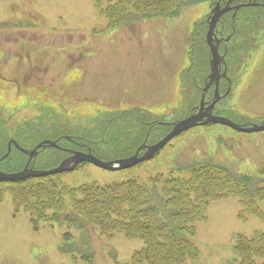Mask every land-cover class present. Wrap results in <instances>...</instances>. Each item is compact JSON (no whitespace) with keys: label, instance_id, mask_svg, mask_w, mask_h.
Segmentation results:
<instances>
[{"label":"rangeland","instance_id":"rangeland-1","mask_svg":"<svg viewBox=\"0 0 264 264\" xmlns=\"http://www.w3.org/2000/svg\"><path fill=\"white\" fill-rule=\"evenodd\" d=\"M99 2L106 4V0ZM210 7L202 1L183 7L172 19L161 15L136 19L130 8L125 21L113 19L120 24L113 22L108 29V19L96 12L93 0H0V22L7 21L0 24V118L6 130L13 135L20 127L15 134L20 138L31 127L33 132L26 134L23 143L27 148L58 135L96 140L99 133L89 126V120L100 111L118 109L125 115L115 138L104 142L101 138L111 132L106 131L100 133L103 142L90 144L100 158L114 160L132 154L139 144L134 145L135 140L143 139L148 130L144 122H153V134L158 133L150 140L161 139L169 132L164 122L170 121L173 130L174 124L189 118L199 105L198 86L208 71L205 52L196 45L202 25H195L193 38L186 39L192 23L208 14ZM253 11L244 8L238 13L242 18L237 19V26L254 33L240 39L236 55L242 60L228 66L233 83L218 107L230 106L223 114L236 123L264 125V12L255 16ZM226 85L222 83L220 93ZM211 95L213 89L205 100ZM46 106L55 109L52 116L62 127L54 128L56 118L52 116L42 118L40 110ZM135 107H139L135 112L140 119L134 118ZM26 122L28 127L22 131ZM205 124L190 126L156 157L135 167L109 171L85 163L60 177L72 187L90 182L112 185L132 178L148 182L158 173L181 171L210 160L258 181L264 167V129L242 133L222 122ZM2 142L0 138V147ZM80 146L85 147L84 143ZM61 154L45 146L34 164L49 168ZM12 155L4 165L23 164L21 155ZM9 184L0 182V264H126L142 248L139 239L118 233L106 239L97 229H89L91 239L79 237V243L92 247V263L82 259L74 263L59 249L65 227L51 219V214L33 220L29 211L18 205L16 210ZM216 197L207 208L206 222L197 225L198 256L184 264H227L237 234L251 236L255 230H264L263 217H238L239 197ZM83 229L70 231L79 235Z\"/></svg>","mask_w":264,"mask_h":264},{"label":"trees","instance_id":"trees-1","mask_svg":"<svg viewBox=\"0 0 264 264\" xmlns=\"http://www.w3.org/2000/svg\"><path fill=\"white\" fill-rule=\"evenodd\" d=\"M202 1L212 5L217 0H106L104 7L96 0V7L108 19L110 27L120 24L113 19L125 21L130 8L132 15H137L136 19L157 15L172 17L180 7ZM192 37L193 32L188 40ZM244 37L238 36L237 44L240 45V39ZM233 52L232 56H235L238 50ZM40 111L42 118L48 120L55 109L46 106ZM120 119L119 115L100 116V120H89L91 125L84 123L98 131L96 140L78 135L71 137L77 144L84 143L90 148L91 143L111 141L119 131L117 127L124 123ZM28 123L22 131L26 130ZM53 123L54 128L62 127L57 118ZM4 126L0 118V133ZM106 131L111 132L101 138L102 132ZM32 132L28 127L23 141ZM184 170L187 174L181 175ZM156 176L148 178V182L132 178L112 185L90 182L76 187L67 185L60 175L8 183L14 208L18 205L29 211L33 220L51 214V219L66 228L59 249L87 262L92 261L93 253L88 245L77 241L71 228L97 229L105 238L121 233L127 238L141 239L143 247L133 253L128 264H184L197 256L194 243L196 224L205 220L207 205L217 198V194L239 197L240 207L245 208L240 212L241 216L247 211L254 214L258 210L257 202L264 199V167L258 181L210 160L194 163L181 171L170 169ZM232 252L227 264H264V232L235 236Z\"/></svg>","mask_w":264,"mask_h":264},{"label":"water","instance_id":"water-1","mask_svg":"<svg viewBox=\"0 0 264 264\" xmlns=\"http://www.w3.org/2000/svg\"><path fill=\"white\" fill-rule=\"evenodd\" d=\"M230 1H232V0H228L226 6L222 9H220L219 3H217L216 7L212 10L213 15H211V17H210L211 19L209 22V30H208L207 36H206L207 42L210 46L211 55H212V60H211V71H212V73L210 74V77L213 75L214 72L215 73L217 72L216 71L217 70V64L223 58L222 56H219L218 52H217L218 41H216V43H213V39H212L213 29L216 26V22H217L219 16L223 12H225L229 9L228 3ZM237 7L238 6H235L234 8H237ZM206 86H208V84ZM213 104H214V101L208 107V110L211 109ZM202 107H203V99L200 103V110L196 114H193L189 118H186V119L178 122L177 124H175L174 129L170 133H168L164 138H162L155 145L147 147L146 153L141 157H137V155H134V156H132L130 158H126V159H120V160H116V161L105 162V161H102V160L98 159L97 157H95L91 154L74 152V154L72 156L64 159L56 168H52L49 170H33L31 168L27 169V167H25L22 171L17 172V173L6 174L3 172H0V180L1 179H20V178H24V177H28V176L38 177V176H44V175H49V174H54V173H60L63 171L74 169L81 162H89V163H92L96 166H99V167H102V168L108 169V170H119V169L127 168L129 166H132V165L140 162V161H143L144 159L151 157L170 138H172L173 136L177 135L178 133L188 129L190 126L196 125L199 121H203L202 123L222 122L224 124H228V125L236 128V129L246 131V132L260 131V130L264 129V125H252L251 127H248V128H241V127L233 124L232 122L228 121L227 119H225L223 117L212 116L211 113H209V112L203 113ZM44 143L45 142L38 144L36 146V148H34L31 152H29V154L32 155V153L36 152V149L39 146L43 145ZM46 143L48 145H51V146L56 145L55 141H46ZM25 152H27V151H25Z\"/></svg>","mask_w":264,"mask_h":264},{"label":"flooded vegetation","instance_id":"flooded-vegetation-1","mask_svg":"<svg viewBox=\"0 0 264 264\" xmlns=\"http://www.w3.org/2000/svg\"><path fill=\"white\" fill-rule=\"evenodd\" d=\"M221 35V34H220Z\"/></svg>","mask_w":264,"mask_h":264}]
</instances>
